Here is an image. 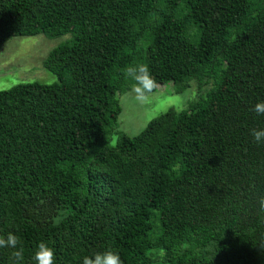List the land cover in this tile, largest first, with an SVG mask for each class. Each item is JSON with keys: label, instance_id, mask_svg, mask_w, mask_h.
<instances>
[{"label": "trees", "instance_id": "trees-1", "mask_svg": "<svg viewBox=\"0 0 264 264\" xmlns=\"http://www.w3.org/2000/svg\"><path fill=\"white\" fill-rule=\"evenodd\" d=\"M40 34L71 35L42 61L57 82L0 91V235L24 264L41 241L55 264H264V0H0V49ZM134 63L177 93L212 86L130 137Z\"/></svg>", "mask_w": 264, "mask_h": 264}, {"label": "rangeland", "instance_id": "rangeland-1", "mask_svg": "<svg viewBox=\"0 0 264 264\" xmlns=\"http://www.w3.org/2000/svg\"><path fill=\"white\" fill-rule=\"evenodd\" d=\"M70 38V34L55 38L40 34L9 40L0 49V91L20 83L39 82L49 85L57 82L56 76L42 67V61L52 49ZM211 86H200L192 80L177 93L174 83L167 82L158 86L147 100H137L128 90L118 96L121 113L114 129L130 137L136 136L153 119L169 109L181 111L189 108L200 97L206 96ZM108 140L111 145H115L117 135L112 134Z\"/></svg>", "mask_w": 264, "mask_h": 264}, {"label": "clouds", "instance_id": "clouds-1", "mask_svg": "<svg viewBox=\"0 0 264 264\" xmlns=\"http://www.w3.org/2000/svg\"><path fill=\"white\" fill-rule=\"evenodd\" d=\"M126 78L133 81L129 94L134 95L137 100H147L157 88V82L152 76L146 63H134L123 69ZM258 115H264V102H258L252 109ZM251 135L255 142H264V129H252ZM260 207L264 210V198L260 200ZM67 213H64L66 218ZM62 217H57L60 222ZM0 249L10 250L11 264H24L25 248L21 238L12 232L6 236L0 235ZM33 260L35 264H55V252L46 242L41 241L34 252ZM82 264H123L118 252L111 249L103 252H95L93 255H85Z\"/></svg>", "mask_w": 264, "mask_h": 264}]
</instances>
